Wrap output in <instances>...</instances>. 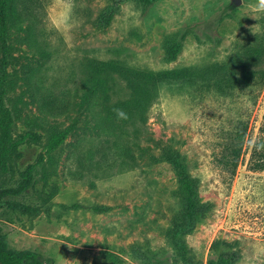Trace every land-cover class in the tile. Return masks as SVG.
I'll return each instance as SVG.
<instances>
[{"label": "rangeland", "instance_id": "1", "mask_svg": "<svg viewBox=\"0 0 264 264\" xmlns=\"http://www.w3.org/2000/svg\"><path fill=\"white\" fill-rule=\"evenodd\" d=\"M106 1L74 0V24L65 29L51 22L54 0H37L34 8L42 33L38 40L50 54L41 57L22 40L25 34L20 32L7 67L15 83L11 96L22 99L25 118L40 117L46 126L60 127L70 121L68 116L43 118L29 87L30 73L33 80L42 79L53 96L75 103L79 100L75 89L82 87L86 77L82 64L87 58L122 59L152 70L208 65L228 62L237 45L255 37L250 28L257 21L249 18L248 7L254 0H241L240 4L234 0H159L144 12L129 2L120 6L110 26L98 31L93 18ZM172 31L188 34L177 60L167 64L163 42ZM261 34L264 32L256 36ZM112 83L110 107L128 95L121 78L115 76ZM108 107L96 105V120L84 110L70 109L80 120L67 148L69 151L79 141L85 163L80 167L65 152L54 176L15 197L41 209V199L55 187L49 213L42 209L50 204L43 205L35 216L0 211V232L9 246L37 252L43 264H110L108 252L116 253L121 264H149L128 252L130 244L142 240L150 242L155 254L170 256L169 245L157 228L168 222L170 208L178 209L174 197L178 178L170 164L151 159L170 147L186 156L191 174L200 179V201L213 207L186 235L201 264H217L224 244H232L239 252L235 264H264V256L253 255L257 245H264V171L249 168L255 141L264 140V85L228 98L194 96L177 85L165 84L146 124L133 122L121 128ZM241 125L246 137L240 163L232 174L231 165H224V155ZM24 130V122H18L16 133ZM39 134V144L19 146L20 156L12 163L15 179L37 160L47 137L43 131ZM105 155L106 163L97 164ZM75 204L83 208H64ZM93 205L113 209L95 213L89 208ZM166 264L178 263L169 258Z\"/></svg>", "mask_w": 264, "mask_h": 264}, {"label": "trees", "instance_id": "2", "mask_svg": "<svg viewBox=\"0 0 264 264\" xmlns=\"http://www.w3.org/2000/svg\"><path fill=\"white\" fill-rule=\"evenodd\" d=\"M157 1L159 0H107L98 15L93 18V27L101 31L110 26L122 4L132 2L144 12ZM36 2L37 0H0V211L8 209L32 216L42 210L49 213L52 198L57 194L55 187L47 197L41 199V209L43 205L50 204L47 209L41 210L39 205L25 204L15 197L25 195L38 182H46L54 176L65 152H67L65 157L75 159L80 167L84 165L85 159L82 157L79 141L69 151L67 148V140L80 120L69 111L72 108H76L77 112L84 110L96 120L98 117L96 105L103 103L110 107L112 82L115 76L124 81L128 95L115 101L113 107L111 106L110 109L108 107L106 110L115 116L120 128L133 122L146 124L149 110L165 84L177 85L194 96L215 94L228 98L234 96L237 91L261 88L264 85V34L249 38V41L237 45V50L228 62L208 65L152 70L129 65L122 59L87 58L82 64L86 77L82 80V87L75 89L74 96L79 99L75 103L70 100H59L42 85V79L35 81L33 75L29 74V87L43 118L57 119L68 116L70 120L69 124L63 127L46 126L45 121L40 117L25 118L22 115L20 108L22 99L11 96L15 90V83L7 72L12 59L13 45L19 40L20 32L25 34L22 40H25L41 57L50 54L38 40L39 34L42 33L34 8ZM187 34V31H172L165 36L163 48L164 60L167 64L177 60L184 48ZM33 70L37 71V69ZM114 106L123 110L127 118L119 119L113 111ZM20 121L24 122L25 130L17 134V123ZM39 131L46 133V142L37 160L24 171L19 172L15 179L12 163L20 156L18 148L28 143L39 144L42 140ZM245 137L246 128L242 125L237 126L235 136L227 148L228 152L224 155V165H231L232 174L240 163ZM151 159L154 163L170 164L178 178V186L174 191L178 209L170 208L168 222L157 228L169 245L170 256L167 257L165 252L155 254L147 240L130 244L128 252L135 259L149 264H166L169 258L178 264H201L186 241V235L192 232L197 222L213 211L212 205L203 203L199 199L200 179L191 174L186 156L170 147L164 148L158 155H152ZM106 160L105 155L96 163H106ZM249 166L252 171H264V140L255 141ZM81 207L75 204L64 208ZM89 208L95 213H106L113 209L108 205H93ZM224 247L220 251L217 264H235L239 252L232 244H224ZM107 258L110 264H121V259L116 253L108 252ZM0 264H43V262L35 251L12 249L0 232Z\"/></svg>", "mask_w": 264, "mask_h": 264}, {"label": "clouds", "instance_id": "3", "mask_svg": "<svg viewBox=\"0 0 264 264\" xmlns=\"http://www.w3.org/2000/svg\"><path fill=\"white\" fill-rule=\"evenodd\" d=\"M52 7L54 9L52 24L57 28L70 29L74 24V0H54ZM248 7L250 10L249 18L257 21L250 28L251 33L256 36L258 33L264 32V24L261 23V21H264V0H254ZM115 112L119 119L127 118L123 110L115 109ZM253 255L256 258L264 256V245H257L254 248Z\"/></svg>", "mask_w": 264, "mask_h": 264}, {"label": "water", "instance_id": "4", "mask_svg": "<svg viewBox=\"0 0 264 264\" xmlns=\"http://www.w3.org/2000/svg\"><path fill=\"white\" fill-rule=\"evenodd\" d=\"M236 4H240L241 0H234Z\"/></svg>", "mask_w": 264, "mask_h": 264}]
</instances>
